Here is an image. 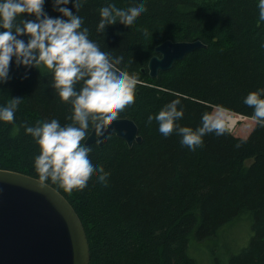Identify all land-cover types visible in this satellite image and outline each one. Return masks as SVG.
I'll list each match as a JSON object with an SVG mask.
<instances>
[{"label": "trees", "instance_id": "trees-1", "mask_svg": "<svg viewBox=\"0 0 264 264\" xmlns=\"http://www.w3.org/2000/svg\"><path fill=\"white\" fill-rule=\"evenodd\" d=\"M130 4L131 0H118ZM112 0H87L79 10L90 38L127 51V71L138 78L135 101L120 118L132 120L142 137L129 147L112 135L93 151L110 172L107 184L96 179L70 189L47 182L78 215L89 245V264H200L195 251L223 228L243 218L250 226L246 245L236 252L210 249L207 264H264V127L252 119L243 98L264 88V21L258 0H147L136 21H111L96 31L99 9ZM74 12L72 4L68 5ZM45 10L60 15L46 0ZM31 18V17H26ZM204 47L187 54L156 77L147 64L164 41ZM123 66V65H122ZM0 84V103L22 97L13 122H0V170L38 179L33 159L39 149L24 131L25 122L59 119L68 123L69 105L61 103L44 69L14 63ZM179 98L181 126L196 128L201 115L220 105L240 115L245 125L189 149L173 132L159 133L146 123L169 101ZM239 145V147H237Z\"/></svg>", "mask_w": 264, "mask_h": 264}, {"label": "clouds", "instance_id": "clouds-1", "mask_svg": "<svg viewBox=\"0 0 264 264\" xmlns=\"http://www.w3.org/2000/svg\"><path fill=\"white\" fill-rule=\"evenodd\" d=\"M45 2L0 0V84L11 79L12 63L26 72L33 67L44 69L51 75V87L60 102L69 105L68 123L61 124L57 118L25 122V133L39 149L33 167L42 186L51 181L74 189L87 185L94 174L106 185L110 172L97 159L90 132L98 125L102 134L98 139L110 135L109 126L135 101L138 78L127 71V51L101 46L90 38L84 17L78 14L87 0H51L53 10L60 14L57 16L48 14ZM146 4L147 0H131L130 4L112 0L99 9L96 31L108 30L111 21L131 24L147 11ZM257 7L259 20L264 21V0H258ZM21 100L11 97L0 103V122L14 121ZM243 103L253 108L252 119L264 127V88L250 91ZM179 105V98L169 101L157 113H150L146 123L155 120L159 133L168 137L175 132L180 144L193 151L203 145L206 134L221 136L230 131L232 117L224 107L216 105L205 111L201 123L192 128L179 124L184 116Z\"/></svg>", "mask_w": 264, "mask_h": 264}, {"label": "water", "instance_id": "water-1", "mask_svg": "<svg viewBox=\"0 0 264 264\" xmlns=\"http://www.w3.org/2000/svg\"><path fill=\"white\" fill-rule=\"evenodd\" d=\"M204 47L192 42L164 41L147 64L148 75L169 70L187 54ZM102 134L98 125L90 141L104 145L112 135L129 147L140 144L137 125L120 118ZM89 245L83 225L71 204L52 186L31 176L0 170V264H89Z\"/></svg>", "mask_w": 264, "mask_h": 264}, {"label": "rangeland", "instance_id": "rangeland-1", "mask_svg": "<svg viewBox=\"0 0 264 264\" xmlns=\"http://www.w3.org/2000/svg\"><path fill=\"white\" fill-rule=\"evenodd\" d=\"M232 118L236 120V130L235 133H238L239 127L245 125V122L238 123L239 121H243L244 118L238 115H230ZM235 125V126H236ZM233 130L230 129L229 132ZM245 221L243 218L235 221L232 224L226 225L221 233L216 237L212 238V240L206 241L204 244H201L202 248L195 251V256L198 259L200 264H207L210 261V249L220 250L221 253H227V251L236 252L240 248L244 247L250 237V226L249 222L245 225Z\"/></svg>", "mask_w": 264, "mask_h": 264}, {"label": "bare ground", "instance_id": "bare-ground-1", "mask_svg": "<svg viewBox=\"0 0 264 264\" xmlns=\"http://www.w3.org/2000/svg\"><path fill=\"white\" fill-rule=\"evenodd\" d=\"M236 122V120L234 118H232V125H231V128L232 126H234V123Z\"/></svg>", "mask_w": 264, "mask_h": 264}, {"label": "built area", "instance_id": "built-area-1", "mask_svg": "<svg viewBox=\"0 0 264 264\" xmlns=\"http://www.w3.org/2000/svg\"><path fill=\"white\" fill-rule=\"evenodd\" d=\"M234 126H232V128H233ZM232 128H230V129H232Z\"/></svg>", "mask_w": 264, "mask_h": 264}]
</instances>
